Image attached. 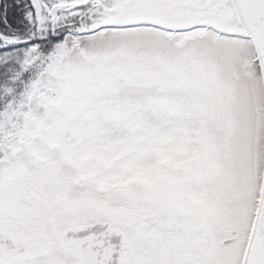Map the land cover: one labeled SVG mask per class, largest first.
<instances>
[{
	"label": "snow or ice",
	"instance_id": "1",
	"mask_svg": "<svg viewBox=\"0 0 264 264\" xmlns=\"http://www.w3.org/2000/svg\"><path fill=\"white\" fill-rule=\"evenodd\" d=\"M0 264H264V0H0Z\"/></svg>",
	"mask_w": 264,
	"mask_h": 264
}]
</instances>
